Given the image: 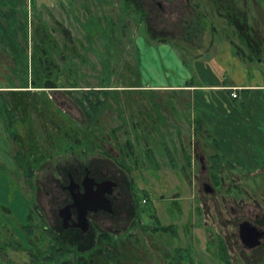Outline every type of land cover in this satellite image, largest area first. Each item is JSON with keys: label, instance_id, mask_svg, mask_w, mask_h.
I'll return each instance as SVG.
<instances>
[{"label": "rangeland", "instance_id": "374dc122", "mask_svg": "<svg viewBox=\"0 0 264 264\" xmlns=\"http://www.w3.org/2000/svg\"><path fill=\"white\" fill-rule=\"evenodd\" d=\"M133 1L14 0L19 22L25 25V34L17 35L26 48L22 57L27 67L20 78H28V85L33 86L32 66L34 77L55 79L56 86L75 81L86 89L108 84L115 90L98 97L87 93L91 101H101L94 112L84 97L87 91L68 94L59 87L30 88L25 100L33 104L23 109L20 99L21 111L16 112L13 101L19 99L9 97L5 90L17 88H4L13 79L17 83L11 70L13 60L0 45V264H36L25 226L35 201L44 213L56 205L43 188L48 176H55L65 162L106 157L126 174L127 210L117 217L95 218L101 232L113 235L108 241L100 240V228L92 229L96 239L91 249L79 251L80 262L171 264L167 252L170 243L178 246V242L153 229L151 215L156 213L161 225L188 223V230L179 227L178 231L181 236L183 231L188 233L180 246L186 241L193 245V264L197 256L200 264H223L224 256L217 253L214 260L208 257L210 250L204 253L202 248L204 243L217 242L216 234L227 240L225 261L264 264V240L261 247L250 250L238 238L239 226L246 220L264 226V140H217V151L210 137L212 122L198 120L187 93L141 89V84L180 83L186 74L200 85L220 84L222 68L213 51L203 53L211 41L217 46L220 39L244 53L250 44L255 54L252 63L264 66V0H135L137 6ZM10 3L0 0V8ZM156 41H164L169 49ZM172 54L185 60L184 66H178ZM43 92L51 98L50 105L43 101ZM208 95L207 107L214 106L213 92ZM5 97L18 120L11 126ZM14 127L20 134L15 138ZM129 141L133 154L126 155ZM17 152L36 162L30 178L17 166ZM102 164L112 170L110 163ZM206 181L219 186L216 192L203 193ZM256 214L260 215L257 221ZM37 221L32 223L33 239L39 233ZM70 240L65 241L67 248ZM68 253L67 259L73 257L76 262V253ZM46 262L38 260L37 264Z\"/></svg>", "mask_w": 264, "mask_h": 264}, {"label": "flooded vegetation", "instance_id": "af4514ba", "mask_svg": "<svg viewBox=\"0 0 264 264\" xmlns=\"http://www.w3.org/2000/svg\"><path fill=\"white\" fill-rule=\"evenodd\" d=\"M130 1L132 2L133 0H129V2ZM133 2L137 6L136 1L134 0ZM139 3H142V2L139 1ZM147 31L149 33L153 32L149 28H147ZM101 159L102 160H100L99 158H92L87 161L78 159L76 161L73 160L72 162H65L64 166H62L61 169L59 168L58 170H56V175L54 176L53 174H50L48 176L49 182H46V184L44 183L43 188L46 189V192L49 194L50 196L49 199L53 198L54 200L55 198L54 202L56 203V205L50 206L48 208V211L44 213L43 211H41L42 210L41 207H39L38 203H36L35 201V204L37 205V209H38L37 211L39 214V217H37V220L39 219L41 221H44L45 223L48 222L49 224L47 226L50 229L57 232L56 235L59 237V239H66L67 236H71V237L81 236L82 238L87 236L91 239V241H93L96 239V237L95 235L93 237L91 236L92 235L91 231L92 229H99V228H100V232H98V235H97L98 237L100 233H106L109 235H113L112 233H109L108 231L104 229L101 232V227L99 226V223L95 220V218H98L100 216L117 217L118 215L126 212L127 206L125 202H126V197L129 193V190H127L124 185V182H127L126 174L121 169V167L118 166L119 167L118 168L115 165H113L109 161L110 160L109 158L106 157V159L105 158H101ZM102 161L110 163L112 165V170L109 167L103 165ZM183 174H185L184 171H183ZM89 179H91L92 182H88L87 180ZM106 181H111L115 184L112 187L111 192L106 194V197L110 201L109 206H110L111 211H107L104 209H98L97 211H94V212L89 211L86 216L87 217L86 218L87 219V230L83 231L80 227L76 225L79 222V220L77 218V213H75L76 212L75 209L71 206L74 201H73L72 194L69 188L76 187V189H78L80 193H84L85 185L87 186L89 184H92L90 186V190L95 191L97 189V184L104 183ZM218 187L219 186L216 183L210 184L207 181L202 184L203 193H206L208 195L216 192L215 190ZM133 201L135 203V206L138 205L136 204L137 200L135 199V197H133ZM215 212L219 213V211H215ZM151 216H152L151 220L153 219L152 222L155 225L153 229L156 232H165L168 236H170V241L175 240V243L178 242L177 243L178 246H174V244L170 243L171 248H169V252H167V257L169 258L171 264H176L178 263L179 260L187 262V264L195 263L194 261L195 257H194L193 250H192L193 245L191 246V244L188 241H186L185 246H180L182 245L181 240H183V237L187 236L188 233L186 232L184 233L183 231L182 236H181L178 231V228L180 227L181 230H183V228L185 230H188L189 228L187 226L188 223L183 222L180 224V226H178L175 222H169V223H166L165 225H161V224H158L159 219H157L156 213H153ZM256 218H257L256 219L257 221L260 218V215L256 214ZM229 219H232L233 221L232 217H230ZM133 222H135L134 219H133ZM245 222H247L249 225L256 228L257 231L261 232L262 236L259 239V243L251 247L250 243L252 242V240H247L248 239L247 238L245 241H242L239 236V232H238V238L242 246L250 250L261 247L263 245V240H264V226L262 224H257L255 220L253 221L246 220ZM215 236L218 237V239H216L217 242L215 243L208 242L207 245H205L204 243V246H202L204 250L203 252L204 253L207 251L209 252L210 250V252L208 253L209 254L208 257L214 260L218 253L219 257L224 256L223 259L220 260V263L223 262L224 260L223 264H229V263L231 264L232 262L225 261L226 255H228L227 240H225V238L219 234H216ZM234 238L232 239L229 238L228 240L232 241ZM209 244L212 245L210 246V248H209ZM199 259L200 257L198 258L197 256V264H200L198 261Z\"/></svg>", "mask_w": 264, "mask_h": 264}, {"label": "crops", "instance_id": "0c3cea01", "mask_svg": "<svg viewBox=\"0 0 264 264\" xmlns=\"http://www.w3.org/2000/svg\"><path fill=\"white\" fill-rule=\"evenodd\" d=\"M13 2L14 0H11L10 4H2L1 7H6L4 9L10 8L14 6ZM164 41L166 42V40ZM164 41H156V43L162 46V48H168L169 46H166L167 44ZM231 45L228 41H223V39H220L217 46L211 41L203 52L205 53L208 50L213 51L212 54L215 56L217 65L220 69L222 68V70H219L223 74L220 84L200 85V83H195L194 78L186 74L184 76L185 79L180 83L162 85L141 84V89L145 86L148 90L153 91L165 90L180 92L181 94L187 93V96L192 98V106L197 110L196 116H198V120L201 122H212L209 128H212L213 136L217 140H230L229 138L236 140H241L242 138L264 140V66L259 64L254 65V63L245 64L234 54V49ZM198 46L200 48L201 43H198ZM212 46L213 49H210ZM184 54H186V51ZM172 55L174 57V54ZM174 58L176 59V56ZM176 60H178V66H184L185 60ZM233 88H235L237 94L235 98L231 96ZM241 90H245V92ZM209 92H213L214 94L213 100L215 105L207 107L206 99L209 98ZM190 98L188 104L186 103L188 106L191 105ZM230 107L233 111L230 110ZM239 107L241 110L237 114ZM226 114L230 116V119H224V115L226 116ZM213 116L217 117V120L215 118L212 119L211 117ZM223 121L229 122L225 124ZM240 125L247 126L246 128L248 129Z\"/></svg>", "mask_w": 264, "mask_h": 264}, {"label": "trees", "instance_id": "16d2710c", "mask_svg": "<svg viewBox=\"0 0 264 264\" xmlns=\"http://www.w3.org/2000/svg\"><path fill=\"white\" fill-rule=\"evenodd\" d=\"M16 4L18 2H15ZM15 3L14 6L4 9L3 7L0 8V45H3V48L5 47L7 52L10 53V55L12 56V60H13V67H11V70L14 73L15 79L17 80V83L15 82V80H11L13 82V84L11 86H6L4 88H17L15 90H5V92L8 93V96H12L13 98L16 97L19 100L17 101H13L14 102V107L17 110L16 112H20V99L23 100L24 102V107L26 108V105L33 104V102H29L27 100H25V98L28 97V91H31V89H46V88H54V87H59V89H62L63 91H65L66 93L70 94L71 91H87V92H83L84 93V97L87 100V103L89 105V109H93V111H98L101 101L99 100L100 103H98V101L96 99V102H93V100H90V96L87 93H91L94 95H97V97L100 95L101 92H103V96H105L107 93H109L110 91H113L115 89H109L108 84H102L100 87L98 86L97 88L94 87H90V89H86L87 87L83 88L82 86L77 85V83H74L75 81H71L69 83V86H64V85H60V86H56L55 84V79L51 80V79H39V77H34L33 72H34V67L30 66L31 71H32V75H31V81L33 82L34 80V84L33 86H29L28 85V78H20V74L24 73L27 67V64L25 62V57H22V54L25 52V45L23 43H21L19 41V38H17V35L19 32H23V34H25V25L21 22H19V18H18V13L15 10ZM10 22V23H9ZM9 26L11 27V29L9 30ZM232 44V43H231ZM232 48L234 49V54L236 56H238L245 64L247 63H252L254 62L255 59V54L253 53V50L251 47V45L249 44V49L247 48V50L249 52H242V50L236 46V45H232ZM22 57V60H21ZM257 61V60H256ZM24 62V63H23ZM37 67V66H36ZM36 72L38 73H42L43 71L41 70H37V68H35ZM29 78V79H30ZM190 86V85H187ZM31 88V89H30ZM19 89H23L22 91ZM56 89V88H54ZM59 90V91H62ZM119 90H128L125 88H121ZM43 91V90H42ZM238 91V90H237ZM243 92H245V90H241ZM22 92H26V95H22L20 96L19 93ZM95 92V93H94ZM42 95L44 96L43 101H46L47 105H50L51 103L49 102V100L51 98H47V96H45L44 92L42 93ZM15 99V98H14ZM3 104L6 108V114H7V121L10 124L16 123L18 122L16 115L13 113V107L10 104V101L7 100V98L5 97L3 99ZM40 101H42V98H40ZM12 102V103H13ZM34 108V107H33ZM22 109V111H23ZM20 119H25V117L23 116V114L21 113L20 115ZM15 125V124H14ZM15 130V131H14ZM14 130L11 131L12 136L18 137L20 136L19 132L16 130V127H14ZM17 132V133H16ZM212 136V144L213 147L218 151V149L220 148L219 143L217 142V138H215L212 134H210V137ZM126 148L124 149V151L126 152V155H131L132 153V144L131 142H127L126 144ZM218 148V149H217ZM21 154V152H17L16 155V162H17V166L21 167L24 171V174L29 176V178L32 176L33 174V170H34V165H36V162H33L32 160H28L26 159V157ZM38 161V160H37ZM189 161H186V163ZM217 162V161H216ZM215 162V164H216ZM213 163V168L216 167ZM132 179V178H131ZM148 199L144 198L143 201L146 202ZM37 205L34 204L33 209L30 210L27 219L29 220V225L25 226V227H29V230L27 231L28 233V241H29V245L31 246L30 249L34 250L35 254L31 257H33L34 262L37 264L38 260H44L47 261L46 264H89V263H83L80 262V257H78V255H80V253H82L84 250H88L91 249L89 248V246L93 245V241H91L90 238L87 239V236H85L84 238L80 237H71L69 236L68 238H73V239H59V237L56 235V231L50 229L46 223L44 221H41L38 219L37 223L38 226L37 229L38 230V236L37 238H32V229H33V222L35 221V218L37 219V217H39L38 211H37ZM35 227V226H34ZM111 235L106 234V233H100L99 237L97 236V238H99L100 240L104 239V240H110ZM66 240H70L71 243L68 242L69 246L67 248L66 245ZM43 244L45 245V249H42L41 245L39 244ZM78 251V252H77ZM79 251H82L79 253ZM68 252L70 253H76L78 259L76 262H74V258L72 257V259H67L68 257ZM79 253V254H78ZM82 255V254H81Z\"/></svg>", "mask_w": 264, "mask_h": 264}, {"label": "water", "instance_id": "95a60500", "mask_svg": "<svg viewBox=\"0 0 264 264\" xmlns=\"http://www.w3.org/2000/svg\"><path fill=\"white\" fill-rule=\"evenodd\" d=\"M92 182L91 179L87 180ZM85 185L84 193H80L78 189L69 188L73 198V204L71 205L77 213V218L79 222L76 224L83 231L87 230V213L89 211H97L98 209H104L111 211L109 206V199L106 197L107 193H110L112 187L115 185L111 181H106L104 183L97 184V189L95 191L90 190V186ZM77 186V185H76ZM89 187V188H88ZM239 236L242 241L252 240L250 246H255L259 243V239L262 236V233L257 231L256 228L249 225L248 223H242L239 226Z\"/></svg>", "mask_w": 264, "mask_h": 264}, {"label": "built area", "instance_id": "2783aa9c", "mask_svg": "<svg viewBox=\"0 0 264 264\" xmlns=\"http://www.w3.org/2000/svg\"><path fill=\"white\" fill-rule=\"evenodd\" d=\"M231 96L234 98L237 96L235 88L232 89Z\"/></svg>", "mask_w": 264, "mask_h": 264}]
</instances>
